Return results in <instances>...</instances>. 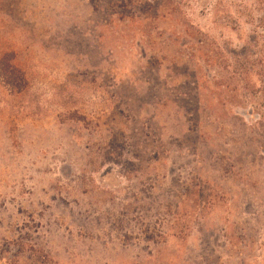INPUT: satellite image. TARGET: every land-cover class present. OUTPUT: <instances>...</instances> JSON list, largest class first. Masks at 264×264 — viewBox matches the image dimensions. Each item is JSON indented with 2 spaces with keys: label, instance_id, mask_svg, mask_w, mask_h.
<instances>
[{
  "label": "rangeland",
  "instance_id": "374dc122",
  "mask_svg": "<svg viewBox=\"0 0 264 264\" xmlns=\"http://www.w3.org/2000/svg\"><path fill=\"white\" fill-rule=\"evenodd\" d=\"M0 264H264V0H0Z\"/></svg>",
  "mask_w": 264,
  "mask_h": 264
},
{
  "label": "trees",
  "instance_id": "16d2710c",
  "mask_svg": "<svg viewBox=\"0 0 264 264\" xmlns=\"http://www.w3.org/2000/svg\"><path fill=\"white\" fill-rule=\"evenodd\" d=\"M0 78L12 92L22 93L26 89L27 81L25 75L10 63L0 69Z\"/></svg>",
  "mask_w": 264,
  "mask_h": 264
}]
</instances>
